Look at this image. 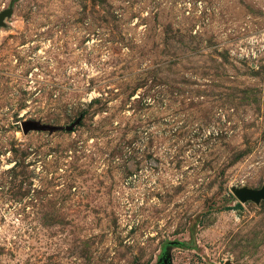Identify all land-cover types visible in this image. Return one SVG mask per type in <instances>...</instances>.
I'll return each instance as SVG.
<instances>
[{
  "label": "rangeland",
  "instance_id": "1",
  "mask_svg": "<svg viewBox=\"0 0 264 264\" xmlns=\"http://www.w3.org/2000/svg\"><path fill=\"white\" fill-rule=\"evenodd\" d=\"M0 17V264H264V0Z\"/></svg>",
  "mask_w": 264,
  "mask_h": 264
},
{
  "label": "water",
  "instance_id": "2",
  "mask_svg": "<svg viewBox=\"0 0 264 264\" xmlns=\"http://www.w3.org/2000/svg\"><path fill=\"white\" fill-rule=\"evenodd\" d=\"M0 17V21H1ZM22 129L24 133H28L29 131L32 130H44L46 129L45 126H41L36 122H26L22 124ZM235 196L237 197V199L240 202H245L248 200H254V201H259L260 199H264V188H262L261 190H249V189H241L237 192H235ZM164 264H166V262H163ZM226 264H230V263H226Z\"/></svg>",
  "mask_w": 264,
  "mask_h": 264
}]
</instances>
